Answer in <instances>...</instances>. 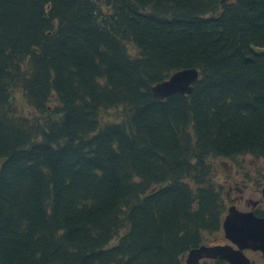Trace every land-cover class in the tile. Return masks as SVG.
Segmentation results:
<instances>
[{
  "label": "trees",
  "instance_id": "16d2710c",
  "mask_svg": "<svg viewBox=\"0 0 264 264\" xmlns=\"http://www.w3.org/2000/svg\"><path fill=\"white\" fill-rule=\"evenodd\" d=\"M240 155L263 174L264 0H0V264H184Z\"/></svg>",
  "mask_w": 264,
  "mask_h": 264
},
{
  "label": "water",
  "instance_id": "95a60500",
  "mask_svg": "<svg viewBox=\"0 0 264 264\" xmlns=\"http://www.w3.org/2000/svg\"><path fill=\"white\" fill-rule=\"evenodd\" d=\"M199 72L196 68H183L173 72L167 79L151 86V92L157 99H163L176 93H189ZM264 196V188L262 189ZM224 235L237 245L201 246L188 252L186 264H196L202 256H220L230 264H247L249 259L243 254L244 248L259 250L264 257V217L252 212H242L231 206L223 223Z\"/></svg>",
  "mask_w": 264,
  "mask_h": 264
},
{
  "label": "rangeland",
  "instance_id": "374dc122",
  "mask_svg": "<svg viewBox=\"0 0 264 264\" xmlns=\"http://www.w3.org/2000/svg\"><path fill=\"white\" fill-rule=\"evenodd\" d=\"M17 103L19 107L23 108L24 112L29 109L24 104L22 99L20 100L17 95ZM113 111L108 113V117H114ZM210 164L213 170V182L223 187L221 189L222 199L227 205L232 203L236 204L240 210H248L250 205L246 200L239 199V195H243L247 200H259L261 199V193L259 187L264 183V172L259 174L257 171L259 163L250 156H237L236 158H211ZM259 174V175H258ZM264 185V184H263ZM223 240L222 234H211L207 237L205 243H212L215 241ZM248 256L252 258L256 264L259 263V259L262 258L258 252H247Z\"/></svg>",
  "mask_w": 264,
  "mask_h": 264
},
{
  "label": "flooded vegetation",
  "instance_id": "af4514ba",
  "mask_svg": "<svg viewBox=\"0 0 264 264\" xmlns=\"http://www.w3.org/2000/svg\"><path fill=\"white\" fill-rule=\"evenodd\" d=\"M239 199H242V200H246L248 204L252 205L253 206V209L256 211V212H259L261 215L260 216H263L264 215V200L261 198L259 200H247V199H244L243 195H239ZM245 254L248 255L247 252L251 253L253 251L251 250H244ZM254 252H257V251H254ZM259 253V252H258ZM260 254V253H259ZM250 258V257H249ZM250 264H256L255 261L250 258ZM213 263H210L208 259H202L201 260V263L202 264H222V259L220 258H214ZM226 263V262H225ZM227 264V263H226ZM258 264H264V259L263 258H260L259 259V263Z\"/></svg>",
  "mask_w": 264,
  "mask_h": 264
}]
</instances>
